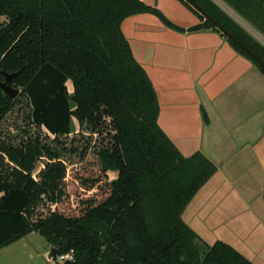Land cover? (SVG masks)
<instances>
[{
  "label": "trees",
  "instance_id": "trees-1",
  "mask_svg": "<svg viewBox=\"0 0 264 264\" xmlns=\"http://www.w3.org/2000/svg\"><path fill=\"white\" fill-rule=\"evenodd\" d=\"M179 1L204 22L180 28L140 0H0V81L20 72L12 86L21 89L15 99L0 89V250L36 232L73 252L62 264H253L183 221L215 166L200 153L185 158L165 135L121 25L144 13L181 32L219 24L263 73L264 44L214 0ZM221 2L264 34V0ZM19 106L17 141L2 133Z\"/></svg>",
  "mask_w": 264,
  "mask_h": 264
},
{
  "label": "crops",
  "instance_id": "crops-1",
  "mask_svg": "<svg viewBox=\"0 0 264 264\" xmlns=\"http://www.w3.org/2000/svg\"><path fill=\"white\" fill-rule=\"evenodd\" d=\"M140 1L180 28L198 24L178 0ZM121 29L153 83L165 135L185 158L200 153L215 166L183 221L208 245L225 243L264 264V73L214 30L177 31L148 13Z\"/></svg>",
  "mask_w": 264,
  "mask_h": 264
},
{
  "label": "rangeland",
  "instance_id": "rangeland-1",
  "mask_svg": "<svg viewBox=\"0 0 264 264\" xmlns=\"http://www.w3.org/2000/svg\"><path fill=\"white\" fill-rule=\"evenodd\" d=\"M215 1L221 4V6L226 10V12H228L238 23L244 26L248 32H250L252 35L256 34L254 30L245 23L241 16L235 10H233L232 7L227 4H224L223 2H221V0ZM3 21L4 18H1L0 23ZM256 36L257 35H255L254 37ZM257 37L260 38L259 36ZM260 40L264 43L262 39ZM67 87L69 92L73 93L74 87L72 81H68ZM17 90L21 92V89ZM24 104V99H22V105ZM21 106L17 107L12 112L7 123L3 127L2 133V135L4 134L5 137L12 135L13 138H17V141H20L21 138L24 136L23 127L25 126L23 119L21 118ZM73 124L76 129V133H78L80 131V126L76 119L73 120ZM77 138H79V136ZM72 161L76 162V160H74L73 158L68 159V163H71ZM41 167L42 165L38 164L36 172ZM51 251V246L46 242V240L39 233L35 232L32 235H29L26 239L19 242L18 244L0 250V264H62L58 257L50 258Z\"/></svg>",
  "mask_w": 264,
  "mask_h": 264
},
{
  "label": "water",
  "instance_id": "water-1",
  "mask_svg": "<svg viewBox=\"0 0 264 264\" xmlns=\"http://www.w3.org/2000/svg\"><path fill=\"white\" fill-rule=\"evenodd\" d=\"M194 5L196 7H198L195 3H194ZM198 8L200 9V7H198ZM217 26L219 28H221V26L219 24H217ZM224 31H225V33H227V35L229 37L234 38L226 30H224ZM2 74L4 75L5 80L4 81H0V89L4 93H6L11 99H15L19 95L20 92H19V90L15 89L12 86V83H13L14 78L17 77L20 74V72H17V73H7L5 71H2ZM61 254H62V250L61 249H59V248L52 249L51 254H50V258H56L57 256H59Z\"/></svg>",
  "mask_w": 264,
  "mask_h": 264
},
{
  "label": "flooded vegetation",
  "instance_id": "flooded-vegetation-1",
  "mask_svg": "<svg viewBox=\"0 0 264 264\" xmlns=\"http://www.w3.org/2000/svg\"><path fill=\"white\" fill-rule=\"evenodd\" d=\"M179 1V0H178ZM188 1V0H187ZM215 1V0H214ZM180 2V1H179ZM216 2V1H215ZM181 3V2H180ZM222 9H224L222 6H221V4H219L218 2H216ZM183 6H185L183 3H181ZM186 7V6H185ZM191 13H193V15H195V17L197 18V20H198V24L197 25H200L201 23H203L204 21H201L200 20V18L194 13V12H192L188 7H186ZM196 10H199V11H201L200 13L202 14H204V15H206L205 14V12L203 11V10H200L198 7L197 8H195ZM225 10V9H224ZM226 11V10H225ZM196 25V26H197ZM219 28V27H218ZM203 30H206V29H203ZM209 30H212L213 31V29H209ZM219 32H217V31H215V32H217V33H220L224 38H226V40H227V37L226 36H228L227 35V33H225V31L223 30V29H221V28H219ZM200 31V30H199ZM227 31V30H226ZM228 32V31H227ZM229 37V36H228ZM227 42H228V40H227ZM228 44H229V42H228ZM230 45V44H229ZM251 53V52H250ZM239 54V53H238ZM252 54V53H251ZM250 60V59H249Z\"/></svg>",
  "mask_w": 264,
  "mask_h": 264
},
{
  "label": "built area",
  "instance_id": "built-area-1",
  "mask_svg": "<svg viewBox=\"0 0 264 264\" xmlns=\"http://www.w3.org/2000/svg\"><path fill=\"white\" fill-rule=\"evenodd\" d=\"M59 258V260L61 261V263L67 262V261H74V254L73 252L68 253V254H61L59 256H57Z\"/></svg>",
  "mask_w": 264,
  "mask_h": 264
}]
</instances>
